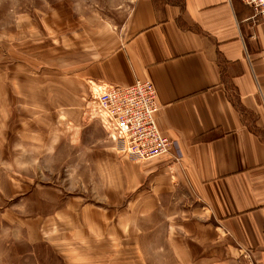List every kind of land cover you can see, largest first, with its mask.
I'll list each match as a JSON object with an SVG mask.
<instances>
[{"label": "crops", "instance_id": "crops-1", "mask_svg": "<svg viewBox=\"0 0 264 264\" xmlns=\"http://www.w3.org/2000/svg\"><path fill=\"white\" fill-rule=\"evenodd\" d=\"M128 5L118 30L92 40L98 54L80 77L120 86L151 81L157 124L182 158L135 160L104 142L97 126L85 127L78 139L93 148L111 206L82 204L80 215L56 225L51 244H60L67 264H167L168 249L174 264H264V20L239 0ZM23 91L13 90L12 100ZM181 190L202 201L201 214L186 213L181 225L178 213L154 216L164 194ZM132 194L138 199L127 215L115 217V204Z\"/></svg>", "mask_w": 264, "mask_h": 264}, {"label": "rangeland", "instance_id": "rangeland-1", "mask_svg": "<svg viewBox=\"0 0 264 264\" xmlns=\"http://www.w3.org/2000/svg\"><path fill=\"white\" fill-rule=\"evenodd\" d=\"M129 3L133 0H0V264H67L57 252L60 244H51L59 237L52 236L56 225L70 223L85 203L109 208L93 148L78 138L95 125L104 142L115 143L86 113L90 79L80 75L98 54L92 40L118 30ZM92 23L98 24L97 34ZM16 89L34 98L25 99L23 91L14 101ZM64 104L81 109L56 111ZM28 106L40 110L28 114ZM183 192L164 194L154 216L165 220L178 213L181 225L186 213L201 214L202 201ZM134 197L115 204V217L127 215ZM164 255V263H175L169 249Z\"/></svg>", "mask_w": 264, "mask_h": 264}, {"label": "built area", "instance_id": "built-area-1", "mask_svg": "<svg viewBox=\"0 0 264 264\" xmlns=\"http://www.w3.org/2000/svg\"><path fill=\"white\" fill-rule=\"evenodd\" d=\"M239 1L254 11V18L264 20V0ZM90 86L85 111L100 121L117 152L142 161L167 155L181 160L177 141L164 135L157 124L160 105L151 81L137 79L130 86H120L91 80Z\"/></svg>", "mask_w": 264, "mask_h": 264}]
</instances>
